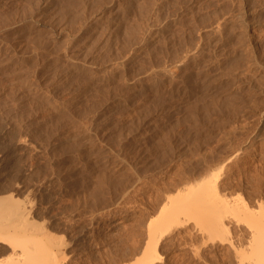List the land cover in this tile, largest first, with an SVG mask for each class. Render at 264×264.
Here are the masks:
<instances>
[{"label": "rangeland", "instance_id": "374dc122", "mask_svg": "<svg viewBox=\"0 0 264 264\" xmlns=\"http://www.w3.org/2000/svg\"><path fill=\"white\" fill-rule=\"evenodd\" d=\"M156 21L158 40L132 54ZM0 57V200L32 208L28 247L44 239L54 264H133L151 198L137 179L157 173L166 184L198 156L221 175L220 197L264 211V0H0ZM65 57L93 64L61 65ZM42 93L49 99L35 101ZM121 162L130 177L110 169ZM222 207L166 234L155 264H242L233 247L257 234L245 225L251 210L241 221ZM218 225L225 232L207 231Z\"/></svg>", "mask_w": 264, "mask_h": 264}, {"label": "bare ground", "instance_id": "6f19581e", "mask_svg": "<svg viewBox=\"0 0 264 264\" xmlns=\"http://www.w3.org/2000/svg\"><path fill=\"white\" fill-rule=\"evenodd\" d=\"M103 1V0H102ZM61 2V1H60ZM126 2V1H125ZM44 3L46 4V1H44ZM103 3V2H102ZM107 3V2H106ZM129 3V2H127ZM45 4H44V7H45ZM110 4V3H109ZM50 5V4H49ZM111 5H115V4H111ZM130 5V4H129ZM102 6V5H101ZM51 7V6H50ZM118 7H121V6H118ZM161 7V6H160ZM27 8V7H26ZM41 8V7H40ZM47 8V7H45ZM156 8V7H155ZM117 9V8H116ZM115 9V10H116ZM125 10V9H124ZM157 10V9H156ZM22 11V10H21ZM118 11V10H117ZM154 11V10H153ZM159 12V11H158ZM157 13V12H156ZM32 14V13H31ZM42 15V14H41ZM93 15V14H92ZM112 15V14H111ZM119 15V13H118ZM156 15V14H155ZM99 16V15H98ZM244 16V15H243ZM153 17V16H152ZM25 18V17H24ZM97 18V17H96ZM121 18V17H120ZM243 18V17H242ZM53 19V18H52ZM101 18H99L100 20ZM109 19V18H108ZM113 19V18H112ZM115 19V18H114ZM160 19V18H159ZM37 20V19H36ZM41 20V19H40ZM121 20V19H120ZM249 21V20H248ZM41 22V21H40ZM44 22V21H43ZM107 22V21H106ZM110 22H112L110 20ZM109 22V25H111V23ZM151 22V21H150ZM243 22V20H242ZM158 21H156V24L152 23L153 25L150 26H146V27H143V30L144 32L142 33L143 35L140 36V38L138 39L137 42H135V45L134 47L131 49V53L133 54L134 52H139L141 50L144 51V48L145 47H148L149 44L151 43H154L159 35V32L161 31V27L157 25ZM248 23V22H247ZM42 24V23H41ZM108 24V22H107ZM114 24V23H113ZM143 24V23H142ZM146 24V23H145ZM151 24V23H150ZM34 25V24H33ZM55 25V24H54ZM80 25V24H79ZM144 25V24H143ZM244 25V26H243ZM248 26L247 24H242L241 27H245ZM21 26V25H20ZM41 26V25H40ZM104 27V23L102 25ZM101 26V27H102ZM106 26V25H105ZM116 26V25H115ZM113 26V27H115ZM145 26V25H144ZM162 26V25H161ZM44 27V26H43ZM112 27V26H111ZM139 27L141 28L142 26L139 25ZM164 27V26H163ZM166 27V26H165ZM240 27V28H241ZM30 28V27H29ZM87 28V27H86ZM104 29V28H102ZM101 29V30H102ZM113 29V28H112ZM138 29V28H137ZM109 30V29H107ZM119 30V29H118ZM244 30V29H243ZM91 31V30H90ZM111 31V29H110ZM113 31V30H112ZM141 31V30H139ZM93 32V31H92ZM106 32V30H105ZM137 32V31H136ZM57 33V32H56ZM117 33V32H116ZM161 33V32H160ZM64 34V33H63ZM101 34V33H100ZM109 34V33H108ZM119 34V33H118ZM51 35V34H50ZM28 36V35H27ZM110 36V35H109ZM108 36V38H109ZM113 36V35H112ZM111 36V37H112ZM39 37V36H38ZM51 37V36H50ZM110 37V38H111ZM36 38V37H35ZM35 38L33 40H35ZM104 38V37H103ZM41 39V38H40ZM47 39V38H45ZM65 39V38H64ZM112 39V38H111ZM39 40V38H38ZM73 40V39H72ZM110 40V39H109ZM158 40V39H157ZM70 41V40H69ZM34 42V41H33ZM37 43V41H35ZM74 42V41H73ZM83 42V41H82ZM112 42V41H111ZM86 43V41H85ZM82 43L83 45L82 46H79L81 48H79L81 50V53L80 54H83L85 53L88 49H90V46L91 44L87 45V43ZM108 43V41H107ZM110 43V42H109ZM79 44V43H78ZM81 45V43H80ZM126 45V44H125ZM132 45V44H131ZM130 45V46H131ZM150 46V45H149ZM58 47V46H57ZM101 47V46H100ZM146 49V48H145ZM77 50H78V47H77ZM43 51V50H42ZM97 51V50H96ZM80 52V51H79ZM52 53V52H51ZM60 53V52H59ZM136 53V54H137ZM140 53V52H139ZM73 54V53H71ZM79 54V53H78ZM86 54V53H85ZM126 54V53H125ZM129 54V52H128ZM65 56V55H64ZM67 56H69L67 54ZM73 56V55H72ZM70 55V57H72ZM76 56V55H75ZM132 56V55H131ZM46 57V56H45ZM50 57V56H49ZM129 57V56H128ZM134 57V56H133ZM1 58V57H0ZM65 58H68V57H65ZM64 58V60H65ZM76 58V57H75ZM79 59V57L77 58ZM84 59V58H83ZM127 60V57L125 58ZM61 61H63L62 59H60ZM86 60V59H85ZM89 60V59H88ZM5 61V60H4ZM78 60H74L73 59H66L61 65H68V66H71L73 68H84L83 66H86V67H89L87 66L86 64H93L92 62H83V66H81L82 64H79L77 63ZM82 61V60H81ZM91 61H93L91 59ZM61 63V62H60ZM59 63V64H60ZM55 64V63H54ZM58 64V63H57ZM56 64V65H57ZM90 64V65H91ZM119 64V63H118ZM43 65V64H42ZM59 65V66H61ZM172 65V64H171ZM64 66V67H65ZM67 66V67H68ZM117 66V65H116ZM119 66V65H118ZM57 67V66H56ZM62 67V66H61ZM60 67V68H61ZM115 67V65H114ZM166 67V66H164ZM172 67V66H171ZM175 67V66H173ZM172 67V68H173ZM58 68V69H60ZM63 68V67H62ZM118 67H116L115 69H117ZM167 69V68H163V70H161L165 75H172V71L171 69ZM56 69V68H55ZM156 69V68H155ZM161 69V68H160ZM66 70V69H65ZM68 72L69 69H67ZM66 70V72H67ZM79 70H82V69H79ZM77 70V71H79ZM154 70V69H153ZM158 70V69H156ZM155 70V71H156ZM59 71V70H58ZM75 71V70H74ZM94 71V70H93ZM154 71V73H156ZM54 72V71H53ZM153 72V71H152ZM151 72V73H152ZM160 72V71H159ZM161 72V74H163ZM72 73V72H71ZM158 73V72H157ZM156 73V75H157ZM79 74V73H78ZM153 74V73H152ZM152 74H150L152 76ZM160 74V73H159ZM42 75V74H41ZM155 75V74H154ZM155 75V76H156ZM27 76V75H26ZM150 76V77H151ZM154 76V77H155ZM164 76V75H163ZM169 76V77H170ZM28 77V76H27ZM98 77V76H97ZM149 77V78H150ZM168 77V78H169ZM24 78V77H23ZM37 78V77H36ZM44 78V77H43ZM57 78V77H56ZM67 78V77H66ZM21 79V78H20ZM48 79V78H47ZM46 79V80H47ZM25 80V78H24ZM33 80V79H32ZM45 80V81H46ZM23 81V80H21ZM20 81V82H21ZM27 81V80H26ZM40 81V80H39ZM45 81L43 83H45ZM19 82V80H18ZM24 82V81H23ZM22 82V83H23ZM33 82V81H32ZM88 82V81H87ZM21 83V84H22ZM27 83V82H26ZM32 84V83H31ZM34 84V83H33ZM33 84L31 85V87L33 86ZM59 84V83H58ZM18 85V84H17ZM43 85V84H42ZM45 85V84H44ZM19 86V85H18ZM23 86L24 88L26 89V93L29 95V88L26 84L23 83ZM35 86H38V85H35ZM34 86V87H35ZM20 87V86H19ZM46 87V86H45ZM41 88V87H40ZM36 89V88H35ZM42 89V88H41ZM33 89L31 88V91ZM40 90V89H39ZM45 90V89H44ZM49 90V89H48ZM30 91V92H31ZM34 91V90H33ZM47 91V90H46ZM20 92H22V90L20 89ZM24 92V91H23ZM43 92V91H42ZM134 92V91H133ZM39 93V92H37ZM25 94V93H24ZM33 94H35L33 92ZM20 95V94H19ZM23 95V94H21ZM37 95V94H36ZM34 95V97L36 96ZM32 96V95H31ZM39 96V97H38ZM37 98L38 100L36 99H33V98H30V99H33L35 101H39L40 99H43V100H46L48 97L46 96V93H42L40 95H38ZM23 98V97H22ZM29 98V97H28ZM36 98V97H35ZM40 98V99H39ZM49 99V98H48ZM42 101V100H41ZM48 101V100H47ZM47 101H43L42 103H45ZM33 102V101H31ZM40 102V101H39ZM49 103V102H48ZM35 105V104H34ZM52 105V104H51ZM56 107L58 105H55ZM53 107V106H52ZM60 108V106H59ZM58 108V110H59ZM51 109V108H50ZM56 110V109H55ZM52 111V110H51ZM60 112V111H59ZM263 116H264V110H263ZM105 115V114H103ZM104 118V116H103ZM100 119V118H99ZM101 119H102V116H101ZM86 129V128H85ZM84 130V129H83ZM74 131V130H73ZM85 132V131H84ZM83 134V133H82ZM69 136V135H68ZM86 140V139H85ZM240 149V148H239ZM240 152V151H239ZM238 153V152H237ZM236 153V154H237ZM234 154V153H233ZM166 155V154H165ZM164 154L160 156H165ZM203 156V155H202ZM206 156V154H205ZM203 156V157H205ZM236 156V155H235ZM234 156V158H236ZM166 157V156H165ZM162 159L165 161V159L167 160V158ZM199 157V156H198ZM196 157V158H198ZM208 157V155H207ZM163 158V157H162ZM194 159L195 162H192L193 159H191L190 162H192L189 166H187V162L186 163V166H182L180 163L179 165L176 164V168H175V171L172 173V175H168L170 176L168 182L165 184V182L162 181V179H164V177H159L157 178V173L152 175L150 178L149 177H144L143 179L142 178H138L137 181L138 182H141L142 183V186L139 187V188H134L135 190L136 189H139L140 191L143 190V189H146V191H149L151 194L149 196H151V198H148L150 200L147 201L148 205L147 206H150L148 207V210L146 211V216H148V220H147V224H146V227H147V233H148V236H147V241L145 243V245L143 247L140 246V250H139V246H138V249L137 248H134V249H137L138 251H140L139 255H137L138 257L134 259L136 261L133 262V264H155L157 262H161L162 259L164 258L163 255H164V251H163V255H162V252L160 253V248L162 247V238L168 234L169 232H173V230L175 228H178V227H183L187 224V222L191 221H196L194 223H198V224H202L203 222L205 221H208L210 218H214V215L216 217V214H217V211L219 210H224V209H221L225 207V211L228 210V212H235V216L238 217L237 220H241V217L245 216V215H248L250 212L249 210L250 209V205L247 204V203H251V202H244V200L242 201V203H240L241 205H239V203H237L240 199H238V197L241 195L239 194V196L237 197L238 201H233V200H228V196L226 195V199L224 197H220L222 196L220 193L222 192L221 191V187H220V191H219V185H218V182L219 181V177L221 175L218 174V170H214L212 169L211 167H204L208 165V162L204 161L206 160L203 159L202 161L198 160L197 159ZM233 158V159H234ZM199 159V158H198ZM238 159V158H237ZM240 159V158H239ZM238 159V160H239ZM193 160V161H194ZM231 160V159H230ZM173 161V160H172ZM235 161V160H233ZM104 162V161H103ZM101 161V163H103ZM106 162V161H105ZM104 162V163H105ZM110 162V161H109ZM115 162V161H114ZM113 162V163H114ZM117 162V161H116ZM168 162V161H167ZM189 162V163H190ZM226 162V161H225ZM223 162V163H225ZM229 162V161H228ZM237 165L239 164L238 161H236ZM100 163V164H101ZM164 163V162H163ZM107 164V163H106ZM151 164V163H150ZM171 164V163H170ZM169 164V165H170ZM175 164V163H174ZM184 164V163H183ZM207 164V165H206ZM227 164V163H226ZM241 164V163H240ZM239 164V166H241ZM110 165V164H109ZM157 165H158V162H157V158L156 160L152 163V167L154 170H157ZM164 165V164H162ZM173 165V164H171ZM229 164L225 165V166H228ZM232 165V164H231ZM236 165V166H237ZM111 166V165H110ZM223 166V164L221 165ZM220 166V167H221ZM230 166V165H229ZM108 167V166H107ZM162 167V166H161ZM224 167V166H223ZM168 168V167H167ZM172 168V167H171ZM211 168V169H210ZM226 168V167H225ZM229 167H227L226 169L228 170ZM235 168V167H234ZM233 168V169H234ZM237 168V167H236ZM111 170H113L114 172H117V174H121V175H126V176H131L132 173L130 172V170H128L124 164L121 162V163H116V164H112ZM150 169V168H149ZM231 169V168H229ZM165 170V169H164ZM214 170V171H213ZM224 170V169H223ZM159 171V170H158ZM157 171V172H158ZM172 171V170H171ZM150 172V171H149ZM163 172V171H162ZM169 172V171H168ZM246 172V171H245ZM147 174H149L147 172ZM245 174V173H244ZM129 176V177H130ZM150 176V175H149ZM161 176V175H160ZM241 176V175H240ZM248 176V175H247ZM252 176V175H251ZM165 177H167L166 173H165ZM235 177V176H234ZM243 177V176H242ZM241 177V178H242ZM128 178V177H127ZM237 178V177H236ZM241 178H239V181L241 182ZM246 179V178H244ZM167 180V178H166ZM221 180V179H220ZM249 180V178H248ZM254 180V179H253ZM222 181V180H221ZM242 181H243V178H242ZM246 180H244V182H246ZM103 182V181H102ZM239 182V183H240ZM227 183V182H226ZM235 183V182H234ZM243 183V182H242ZM253 183V185H255L254 182H251ZM131 184V183H130ZM139 184V183H138ZM165 184V185H163ZM228 184V183H227ZM233 184V183H232ZM133 185V184H132ZM225 185V183H224ZM139 185H136V187H138ZM223 186V185H222ZM231 186V185H230ZM129 188V187H128ZM255 188V187H254ZM133 189V191H134ZM127 190V189H126ZM131 190V189H130ZM237 190V188H236ZM241 190V189H240ZM138 191V190H137ZM125 192V190H124ZM132 192V191H131ZM257 192V191H256ZM137 193V192H136ZM140 193V192H139ZM138 193V194H139ZM147 193V192H146ZM248 193V192H247ZM133 194H135V192H133ZM255 194V193H254ZM130 195V193H129ZM132 195V193H131ZM142 195V194H140ZM139 195V196H140ZM147 195V194H146ZM147 195V196H148ZM137 196V194H136ZM148 196V197H149ZM133 197V195H132ZM135 197V196H134ZM133 197V198H134ZM235 197V198H236ZM239 197V198H240ZM144 198V197H143ZM1 199V198H0ZM5 199L4 201H1L0 200V244L3 245V249L4 250H7V249H10V255H9V258L6 260L5 258V261H2L1 257L0 258V264H54L55 262V251L53 252L52 250L48 249L45 247V243H41L40 240H44V239H40L39 236H38V241H35L36 242V246L35 248H31V247H28L29 245L31 246L30 243V240H34V237H33V234L35 235V233H31V229L33 230V225H31V213H32V208H30V206L26 205L24 200L23 202L18 200V199H14L12 197H7V198H3ZM140 199V198H139ZM246 199V198H245ZM249 199V198H247ZM262 199V198H261ZM132 200V199H131ZM257 200V199H256ZM260 200V199H259ZM137 201V200H136ZM239 201V202H241ZM252 201V200H251ZM143 202V201H142ZM146 202V201H145ZM254 202V201H253ZM211 203H213V208H211ZM143 204V203H142ZM141 204V206H142ZM207 204H209L210 206H208ZM217 204V206L215 205ZM242 204H243V207H242ZM139 205V204H138ZM206 205H207V208L208 210H206ZM249 205V206H248ZM260 205H261V202H260ZM263 205V204H262ZM261 206H258V208L256 209H260L261 211H259L260 213H257L258 216H253V211L251 210V213L249 214V216H245V218L247 217L246 220L249 219V225L246 223L245 225L248 227V230L249 228L251 229L252 227L256 230V232L254 233H257V234H253L252 237L250 238V240L248 241V244L246 243L242 244L244 246H246V248L243 247V249L241 247L239 248H236V247H233L235 250H233L236 254V258H239V262L242 263V264H264V211L263 209L261 208ZM145 206H146V203H145ZM143 205V208L145 207ZM215 206L217 207L216 209L218 210H215L216 212H209L210 215L206 214L205 212L208 213L209 211V207L211 209H214ZM253 206V205H252ZM260 207V208H259ZM264 207V206H263ZM141 209V208H140ZM255 209V210H256ZM244 210V211H243ZM143 211V209L141 210ZM214 211V210H213ZM220 211V212H221ZM224 211V212H225ZM242 211V215H240ZM258 211V210H256ZM144 212V211H143ZM219 212V213H220ZM244 212V213H243ZM212 213H214L213 217H210L212 215ZM248 213V214H246ZM222 214V213H220ZM233 214V213H232ZM239 214V215H238ZM245 214V215H243ZM223 215V214H222ZM252 215V216H251ZM145 216V217H146ZM209 216V218H208ZM218 216V214H217ZM208 218V220H207ZM218 220L220 217H217ZM240 218V219H239ZM244 218V217H243ZM242 218V219H243ZM216 219V218H215ZM215 219H214V222H215ZM211 220V219H210ZM217 220V219H216ZM213 221V220H212ZM242 221V220H241ZM33 222V221H32ZM217 222V221H216ZM220 222V221H218ZM217 222V223H218ZM223 222V221H221ZM220 222V223H221ZM185 224V225H184ZM222 224V223H221ZM220 224V226H222ZM198 226V225H196ZM195 226V227H196ZM224 226V224H223ZM222 226V227H223ZM226 227V226H225ZM223 228V229H218L219 228V225L216 226L215 228L212 227V229L210 230H207L209 233H214V234H219V233H222L223 231L225 232V229L226 228ZM245 228V227H244ZM202 229V228H201ZM242 229V228H241ZM253 229V230H254ZM223 230V231H222ZM240 230V229H239ZM34 231V230H33ZM244 231V230H243ZM247 232V231H246ZM171 233H169L170 235ZM179 234V233H178ZM36 236V238H37ZM211 236H214V235H211ZM177 237V236H176ZM239 237V236H238ZM35 238V240H37ZM45 238V236H44ZM173 238H174V235H173ZM183 237L180 238V240L182 239ZM196 238V237H195ZM208 238H210V236H208ZM214 238V237H213ZM212 238V239H213ZM216 238V237H215ZM242 238V237H241ZM239 238V239H241ZM179 239V237L177 238ZM186 239V238H185ZM198 239V238H197ZM211 239V241H212ZM229 239V238H228ZM164 240V239H163ZM184 240V239H183ZM182 240V241H183ZM225 240V239H224ZM246 240V239H245ZM40 241V242H39ZM176 241V240H175ZM178 241V240H177ZM181 241V243H182ZM193 241V240H192ZM228 242V240H226ZM170 242V241H169ZM185 241H183L184 243ZM187 240H186V244H187ZM240 242V240L238 241ZM246 242V241H245ZM164 243V242H163ZM166 243V241H165ZM164 243V244H165ZM178 243V242H176ZM180 243V244H181ZM184 243V244H185ZM195 243V242H193ZM198 243V242H197ZM200 243V242H199ZM229 243V242H228ZM174 244V242H173ZM205 245V243H203ZM210 244V243H209ZM239 244V243H238ZM38 245V246H37ZM136 245V244H135ZM167 245V244H165ZM175 245V244H174ZM183 245V244H182ZM188 245V244H187ZM194 245V244H193ZM230 245L233 246V243ZM235 245V244H234ZM172 246V245H170ZM177 246V244H176ZM189 246V245H188ZM192 246V245H191ZM198 246V245H197ZM137 247V246H136ZM180 248V247H179ZM190 248V247H189ZM193 248H195L193 246ZM207 248V247H206ZM133 249V250H134ZM196 249H198L196 247ZM195 249V250H196ZM239 249V250H238ZM164 250V249H162ZM203 250V249H202ZM238 250V251H237ZM197 251V250H196ZM135 252V251H134ZM166 252V250H165ZM203 252V251H202ZM3 253V252H2ZM134 254V253H133ZM184 255V254H183ZM192 255V254H189V256ZM2 256V255H1ZM194 256V255H193ZM130 257V256H129ZM178 257V256H177ZM196 257V256H195ZM171 258V257H170ZM180 258V257H179ZM182 258V257H181ZM180 258V259H181ZM184 258V257H183ZM131 259V257H130ZM121 260V259H120ZM123 260V259H122ZM223 260V259H222ZM124 261V260H123ZM173 262V261H172ZM185 262V261H184ZM224 262V261H223ZM238 262V263H239ZM118 264V261L116 262ZM121 263V262H119ZM122 263H126V262H122ZM162 263V262H161ZM165 263V262H164ZM183 263V262H181ZM132 264V262H131ZM177 264V263H176Z\"/></svg>", "mask_w": 264, "mask_h": 264}]
</instances>
